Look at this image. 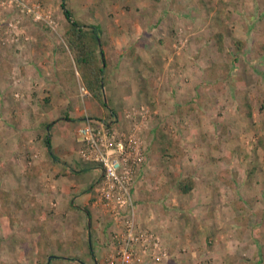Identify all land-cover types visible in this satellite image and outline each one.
Returning <instances> with one entry per match:
<instances>
[{
	"label": "crops",
	"instance_id": "crops-1",
	"mask_svg": "<svg viewBox=\"0 0 264 264\" xmlns=\"http://www.w3.org/2000/svg\"><path fill=\"white\" fill-rule=\"evenodd\" d=\"M52 1H58L54 14H57V18L63 23L60 31V34H63L65 17L61 9L62 0ZM96 1L99 6L97 10L94 8V0H69L67 6L76 21L88 28H95L99 36L105 99H112L111 104L105 108L92 97L82 94L81 98L80 95H75V92L64 84V79L66 82L68 79L64 78L61 72L65 68L63 64L67 67L74 64L70 50L62 40L55 41L48 31L29 25L27 18H23L20 32L31 38L28 47L22 49V53H16L14 49L0 46V190L4 195L3 209L8 211V215L3 216V223L10 226L9 230L14 238L23 244L29 242L32 249L39 251L38 247L42 242L44 248L41 255L46 259L45 264H108L107 251L111 249V236L116 230V225L94 204L100 170L95 165L84 164L79 157L81 145L77 141V130L84 120L103 119L114 124L115 116L122 115L128 106H138L143 100L148 101L150 98L156 99L158 103L165 100L162 103L164 107H169L171 98L182 99L183 103L185 97L197 100L198 93L195 88L198 87V67H195L191 79L194 82V91L188 89L182 90L183 92L176 91L174 94L171 92L175 83L168 84L173 81L167 70L172 62V48H178L173 42V35L178 32L180 25L193 18V25L198 28V10L195 2ZM238 1L244 3V0ZM228 2L231 3L228 9L231 15L229 12L222 14L224 18L220 22L219 16H212L216 22L211 25L220 30L219 26L225 27L227 24V29L232 31L236 26L235 35L250 32L251 25L244 19L248 16L237 13L243 11L244 5L236 4V0H224L227 7ZM102 3L106 6H102ZM210 14H213L212 9ZM13 16L12 12H8L4 19L7 21ZM261 32L262 30L259 31ZM195 36H198V32H195ZM243 37L237 35L235 38L244 42ZM191 46L194 47L193 44ZM212 50H216L210 59L214 69L220 67L218 56L222 55L217 52V47ZM176 52L177 49L173 53L175 64L186 65L190 59L186 58L185 53L176 56L179 54ZM21 58L28 59L27 66L20 64ZM227 60L219 62H226L228 65ZM17 66L21 67L19 73L16 71ZM232 66L231 59L230 67ZM230 73L225 76L214 75L209 80L228 81L232 77ZM78 78H81L80 74ZM199 80L201 82V79ZM80 82L81 80H77V83ZM218 94L211 85L200 93V99L217 98L220 96ZM256 94L259 97L262 92L257 91ZM248 96L250 97V91L241 87L235 92V97H239L241 105L236 103V99L234 107L252 108L248 118H245L244 114L241 124H222V119L213 121L211 125H218L216 134H221V139L224 130L232 133V139H210L211 145L209 144V148L206 146L210 150L209 155H205V161L201 163L206 166L214 162L221 166L223 162L228 161L231 171L227 180L231 178L232 181L228 180L230 183L219 185L218 173H213L212 170L204 171L199 179H195L196 187L190 194L196 195L195 205L198 204L202 209L216 210L213 207L219 202L218 192H229L232 198H227L226 203L231 207V222L235 221V213L241 212L242 216H248V210L255 206L260 209L258 224H264L260 220L264 218V209L261 207L264 201V114L261 112L256 115V110L259 106L262 107L261 101L257 102L258 98L252 96V101L249 102ZM223 97L227 101L226 106H230L229 94H222L220 102ZM212 103L208 105L204 101L203 110H213ZM202 124H206V121ZM222 127H225L224 130ZM220 129L221 133L218 132ZM47 139L51 142L53 155L47 148ZM221 145L226 147L220 148ZM222 149L230 160L226 157L223 159L224 152L220 153ZM86 171L91 172V178L89 175L84 177ZM208 176L212 181L201 179ZM147 184H142L141 188H146H140L136 193L138 220L141 226L156 231L162 238L169 253V259L164 264H196V261L198 264V255H201L196 253L199 252L198 234L189 235L187 223L181 218L182 211L171 207L178 204L171 203L168 199L165 205L169 206V209L166 210L165 206L156 200V182L149 183L148 187ZM171 211L177 212L171 216ZM236 220L247 221L246 218ZM223 238L216 241L218 246L214 257L225 264H233L236 256L239 257L238 251L244 258L258 251L260 257L264 247L263 234L231 233ZM212 253L203 254L208 258ZM144 264L153 263L146 261Z\"/></svg>",
	"mask_w": 264,
	"mask_h": 264
},
{
	"label": "rangeland",
	"instance_id": "rangeland-1",
	"mask_svg": "<svg viewBox=\"0 0 264 264\" xmlns=\"http://www.w3.org/2000/svg\"><path fill=\"white\" fill-rule=\"evenodd\" d=\"M94 1L96 3L94 8L97 10L99 6L97 5V1ZM149 1L151 2L152 0ZM68 2L69 0H67V3ZM152 2L158 3L154 1ZM194 2L196 3V9L198 10V18L196 19L198 28H195L193 25V22H195L193 18H189V22L185 21V24L180 25L178 32L173 35V42L176 43L179 49L172 48L173 56H175L173 53L177 49L176 53L179 54L176 56L185 53L187 56L186 58H189L190 60L186 65H178L175 64L176 62L173 59V56H171L172 62L167 70L169 77H171L173 81L168 84L172 85L175 83V88L171 92V94H174L176 91L188 89L194 91V82H192L191 79L194 76L195 67H198V87L195 88L198 93L197 100L193 98L191 100L189 97H185L183 103L181 102L182 99L171 98L169 107H164L162 106V103L165 100L158 103L155 101L156 99L150 98L148 101L143 100L138 106L136 104L128 106L125 111L129 108L140 106H147L152 111V118L150 119L147 129L150 155L149 164L146 167L145 179L148 184L156 182L154 189L156 200L164 205L166 210L169 209V206L165 205L166 200L170 199L171 203L178 204L171 207L179 208L180 211H182L181 218L185 221V224L187 223L189 235L191 236L192 234L193 236L195 233L198 234L199 252L196 251V253H201L200 256L198 255V264H225L224 262L221 263L214 257V251L218 246L216 241L221 240L223 237L228 234L230 235L231 233L234 235H241L242 233H249L251 235L263 234L264 236V224H258L259 221L257 219L258 217H261L260 214H258L260 209H256L255 206L251 207L248 210V216H242L241 212H239V214L235 213V221L231 222V218L233 217L231 216V207L226 203L227 198H232L230 195L231 193L228 192L226 194H221V192H218L220 193L219 202L214 204L215 206L213 205V208H216V210L202 209L198 204L195 205L197 203L195 201L196 195L180 193L177 189V184L179 180L187 177L199 179L204 171L210 172V170H212L213 173H218L219 178L217 184L224 185L226 182L232 181L231 178L228 179L229 181L227 180V178H229L228 173L231 171L228 166V161L223 162V166L221 165L222 167L220 165L218 166L219 163L214 162H212L211 165L209 163V165L206 166H202L201 163L205 161V155H209L210 150H208V148L211 145L210 139H214V141L215 138L216 140L221 139V134H216V127L218 125H211L214 123L213 121L216 119H222V124H241L240 122L243 121L242 118H244V114L245 118H248V116L251 115L249 114L252 112L251 107H244L246 110H244V108L237 109V107H234L233 104L236 99V103L241 105L239 97H235L236 90L241 87L248 92L250 91V97L253 96V98H258L257 102L259 100L261 101L262 107L259 106L256 110V115H260L261 112L264 114V0H244V3L236 0V4L244 5L243 11L237 13L247 15L248 17H244L246 20L245 22H249V26L251 25L250 32H246L244 35L240 33L237 34L239 37L244 36V42L235 38L237 37V35H235V33H237L235 30L236 26L233 27L234 31H232L230 28L229 30L227 29V24L225 27L219 26L220 30H217L215 25H211V23L216 22V20H213L214 16H219L218 20L220 22V20L224 18L222 14H227L228 12L229 14L231 13V11L228 10L231 5L230 2L227 3L228 7L225 5L224 0H192L191 3ZM57 5L58 1L56 2L52 0H0V46L12 50L14 49V52L16 53H22V49L28 47L27 44L31 41V38L20 32L23 18H27L29 25L38 26L42 30L44 29L45 31H48V34L52 36L55 41L58 39L64 42L63 36L67 24L65 20V31L63 34H60L61 28H63V23L57 18V14H54ZM35 6H40L45 20L36 21L34 15L29 13L31 7ZM102 6L106 5L102 3ZM231 8L233 9L234 6ZM210 9L213 10L212 15L210 14ZM8 12H12L14 16L5 21L4 16ZM81 15L84 16L83 11H81ZM212 16L213 18H211ZM230 19L232 23V16ZM260 30H262L261 33H259ZM195 32H198V36H195ZM240 42L243 43L241 49L238 47V43ZM191 44H193V48ZM216 47L218 49L217 52L222 55L218 56L219 61H226V59H228L229 66L226 65V62L221 63L218 61L220 67L213 69L214 65L210 59H212V56L216 52V50L212 49ZM231 59L233 60L232 67H230ZM21 61L22 63L20 62V64L22 66H27L28 59L23 58L22 60L21 58ZM73 63L74 64H70L68 67L66 64H63L65 68L61 72L64 75V78L68 79L67 82L64 79V84L69 87L72 92L74 91L75 95L78 94L81 97L83 94V96H89L95 99L82 82L77 83V80H81V78H78L80 68L75 63V60H73ZM221 64H223L222 67ZM16 71L19 73L21 67H18ZM227 73H230V76H232L228 81L212 82L209 80L214 75L225 76ZM199 79H201V82ZM80 84L82 85L80 86ZM211 85L218 91V95L221 96L223 94L226 96V93L229 94L230 103L228 105L230 106H226L227 101L224 99L225 97L222 98V102H220V96L213 99L210 97L200 99V93L204 89H209ZM83 88L88 91V95L83 93ZM257 91L262 92V95L257 97ZM250 97L248 96L249 102L252 101V98ZM107 100L108 101H106L105 98L103 99L104 103H107L108 106L111 104L112 99L110 100L108 97ZM204 101L208 105L213 102L214 109L211 110L210 108H207L203 110L202 103ZM104 103L101 104L102 107H104ZM175 103L177 104L175 105ZM121 116L122 115H120V120H123ZM204 121H206V124H202ZM125 125L128 124L125 122ZM222 128L224 130L225 127ZM218 132L221 133V129ZM158 134L159 140L162 142L163 150L156 154L154 153V142L155 139L158 138ZM231 136L232 133H228L224 130V136L221 141L230 140L232 139ZM206 146H208V148ZM221 146L222 147L220 148L226 147L225 145ZM223 152L224 149L220 151V153ZM223 154V159L226 157L230 160L229 156H225V152ZM83 163L89 165V163ZM0 166L2 167L1 162ZM1 167L0 172L2 173ZM90 174V171H86L83 175L84 177L85 175H89L88 177L91 178ZM151 178L153 181H150ZM201 179L206 182L212 181L209 176L202 177ZM148 184L147 187L149 186ZM1 187L2 186H0V188ZM144 188L146 187L141 189ZM3 197L4 195L0 190V264H45L46 259L41 255L44 248L42 242L39 244V251L37 249H32L29 247L31 246L29 242L23 244L14 238L12 232L9 230L10 226L3 223V216L8 215V211H4L3 209ZM261 205L262 209H264V201ZM171 212L172 216L175 215V212L177 211ZM242 218H246L247 221L242 222L236 220H241ZM182 220L181 222L183 224ZM260 220L261 223L264 222V218H261ZM231 223L241 225L230 226ZM242 225L246 228H243ZM16 228L18 227L16 226ZM196 229H198V231ZM225 243L227 244V242ZM236 244L237 243H234V245ZM64 247L66 246L64 245ZM108 248L110 249V247H107V249ZM261 250L262 253H260V257L258 256V251H256L254 254L251 253L245 258L242 257V253L238 251L239 257L236 256L237 259H234L235 262L233 264H264V247ZM109 252L110 250L107 251V254H109ZM211 252H213L211 257L207 258L204 256V254Z\"/></svg>",
	"mask_w": 264,
	"mask_h": 264
},
{
	"label": "built area",
	"instance_id": "built-area-1",
	"mask_svg": "<svg viewBox=\"0 0 264 264\" xmlns=\"http://www.w3.org/2000/svg\"><path fill=\"white\" fill-rule=\"evenodd\" d=\"M29 13L36 21L45 20L40 6L31 7ZM82 90L88 95V91ZM115 117L114 124L103 119L86 118L77 130L80 159L97 166L101 172L94 204L116 225L107 262L164 264L169 253L162 238L156 231L140 225L136 205L137 189L146 182L149 164L146 133L152 111L147 106L127 109L123 120L128 128L124 132L115 127L118 123Z\"/></svg>",
	"mask_w": 264,
	"mask_h": 264
},
{
	"label": "trees",
	"instance_id": "trees-1",
	"mask_svg": "<svg viewBox=\"0 0 264 264\" xmlns=\"http://www.w3.org/2000/svg\"><path fill=\"white\" fill-rule=\"evenodd\" d=\"M154 2H160V0H152ZM61 9L66 20V31L63 36L64 43L70 50V53L75 60V63L80 68L79 73L81 82L90 91L92 96L100 103H104L105 98L104 92V67L99 55L100 39L95 28H88L83 24L79 23L73 18L71 10L67 6L66 0H62ZM243 43H238V47L241 49ZM106 100V99H105ZM104 107H107V103H104ZM122 114V119H123ZM117 124L115 127L121 131L127 130L124 120H120V116L117 115ZM120 125V126H117ZM154 153L161 152L162 142L158 138L154 142ZM46 145L49 153L53 155L52 145L49 139L46 140ZM150 155V149H149ZM142 186V185H141ZM138 187V189L141 188ZM196 187V181L193 177H187L179 180L177 189L182 194H190ZM137 189V191H138ZM137 203V195H136ZM137 205V204H136ZM138 208V205H137ZM1 245V237H0Z\"/></svg>",
	"mask_w": 264,
	"mask_h": 264
}]
</instances>
